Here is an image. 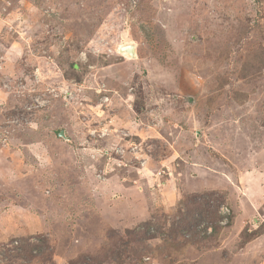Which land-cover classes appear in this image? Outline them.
Returning a JSON list of instances; mask_svg holds the SVG:
<instances>
[{
    "label": "rangeland",
    "instance_id": "374dc122",
    "mask_svg": "<svg viewBox=\"0 0 264 264\" xmlns=\"http://www.w3.org/2000/svg\"><path fill=\"white\" fill-rule=\"evenodd\" d=\"M0 264H264V0H0Z\"/></svg>",
    "mask_w": 264,
    "mask_h": 264
},
{
    "label": "water",
    "instance_id": "95a60500",
    "mask_svg": "<svg viewBox=\"0 0 264 264\" xmlns=\"http://www.w3.org/2000/svg\"><path fill=\"white\" fill-rule=\"evenodd\" d=\"M121 50L126 52L130 57L135 58V47L133 45L124 46ZM60 136L64 137L63 132H60Z\"/></svg>",
    "mask_w": 264,
    "mask_h": 264
},
{
    "label": "trees",
    "instance_id": "16d2710c",
    "mask_svg": "<svg viewBox=\"0 0 264 264\" xmlns=\"http://www.w3.org/2000/svg\"><path fill=\"white\" fill-rule=\"evenodd\" d=\"M144 224H146V223H144ZM24 241H25V242H27V243H25V244H29V243H28V241H27V239H26V240H24ZM19 247H20V248H22V249H24V246H22V244H21V243L19 244ZM19 247H16V248H19Z\"/></svg>",
    "mask_w": 264,
    "mask_h": 264
},
{
    "label": "bare ground",
    "instance_id": "6f19581e",
    "mask_svg": "<svg viewBox=\"0 0 264 264\" xmlns=\"http://www.w3.org/2000/svg\"><path fill=\"white\" fill-rule=\"evenodd\" d=\"M128 45H132V44H127V45H123L122 47H124V46H128ZM122 47L120 48V50L122 49ZM122 51V50H121ZM123 53H126V52H124V51H122ZM127 54V53H126ZM128 55V54H127ZM130 57V56H129ZM132 58V57H131Z\"/></svg>",
    "mask_w": 264,
    "mask_h": 264
}]
</instances>
